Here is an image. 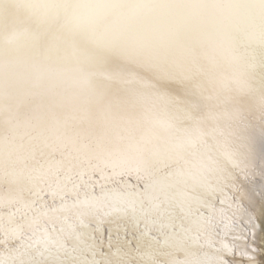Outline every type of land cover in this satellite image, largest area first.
<instances>
[{
  "label": "snow or ice",
  "instance_id": "snow-or-ice-1",
  "mask_svg": "<svg viewBox=\"0 0 264 264\" xmlns=\"http://www.w3.org/2000/svg\"><path fill=\"white\" fill-rule=\"evenodd\" d=\"M20 7L0 33V264H258L264 0Z\"/></svg>",
  "mask_w": 264,
  "mask_h": 264
},
{
  "label": "bare ground",
  "instance_id": "bare-ground-1",
  "mask_svg": "<svg viewBox=\"0 0 264 264\" xmlns=\"http://www.w3.org/2000/svg\"><path fill=\"white\" fill-rule=\"evenodd\" d=\"M29 2H31V0H0V33H7L16 29H23L24 27H27V13L23 8L20 7V5L22 3ZM240 2L243 3L244 0H240ZM254 53L258 59V62L261 59H264V49L255 47ZM23 54L30 55V53ZM4 55L5 57H7L8 55L15 56L16 53H5ZM25 75H27L26 72ZM254 79L257 87H264V68L258 69ZM66 87L67 86L65 84L60 82H56L55 84L56 91H61ZM256 190L259 191V188L257 187ZM251 211L256 217L253 222L258 226L256 231L259 235L261 230L264 229V198H262L261 196H255L254 202L251 205ZM105 227L107 228L108 225H106ZM133 248H135V244L133 245ZM176 257L178 259H182L183 254L178 252L176 253ZM161 259H164V257H161ZM256 259L258 261V264H264V252H261L258 249Z\"/></svg>",
  "mask_w": 264,
  "mask_h": 264
}]
</instances>
